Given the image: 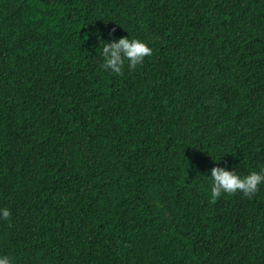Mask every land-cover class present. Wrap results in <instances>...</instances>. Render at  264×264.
I'll return each mask as SVG.
<instances>
[{"label": "trees", "instance_id": "trees-1", "mask_svg": "<svg viewBox=\"0 0 264 264\" xmlns=\"http://www.w3.org/2000/svg\"><path fill=\"white\" fill-rule=\"evenodd\" d=\"M213 167H264V0H0V255L264 264V185L212 202Z\"/></svg>", "mask_w": 264, "mask_h": 264}, {"label": "clouds", "instance_id": "clouds-1", "mask_svg": "<svg viewBox=\"0 0 264 264\" xmlns=\"http://www.w3.org/2000/svg\"><path fill=\"white\" fill-rule=\"evenodd\" d=\"M99 48L100 67L117 76L122 75L126 68L137 69L152 55V48L140 38L121 37L110 42L100 40ZM202 177L206 179L208 199L212 202L237 192L249 197L255 195L260 186L264 185V167L251 170L247 174L224 167H213L210 175ZM11 216L9 208H0V220L9 221ZM0 264H13V260L7 254H3L0 255Z\"/></svg>", "mask_w": 264, "mask_h": 264}]
</instances>
